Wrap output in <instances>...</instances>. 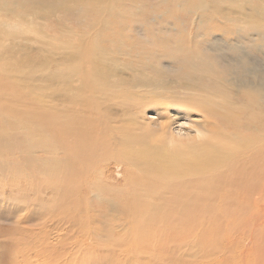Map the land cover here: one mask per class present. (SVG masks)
Segmentation results:
<instances>
[{
	"label": "bare ground",
	"instance_id": "6f19581e",
	"mask_svg": "<svg viewBox=\"0 0 264 264\" xmlns=\"http://www.w3.org/2000/svg\"><path fill=\"white\" fill-rule=\"evenodd\" d=\"M233 6L244 13L238 1ZM96 8L99 21L115 12ZM247 15L254 28L264 25L258 8ZM19 39L14 56L0 51V264H67L70 243L82 244L102 230L116 240V264H164L176 256L174 245L187 247L190 264H264V190L257 191L264 176L262 144L251 150V140L237 141L215 121L239 127L232 115L219 113L229 105L238 109L227 104L224 89L234 93L248 83L264 95L263 67L256 65L262 76L249 68L254 82L221 76L222 94L217 87L204 93L189 85L201 93L177 95L148 72L120 71L119 55L98 37L60 38L48 48L44 31ZM26 39L38 45L30 47ZM62 103L68 106L61 110ZM165 109L168 118L158 115ZM118 164L125 165L123 184L109 174V165ZM41 174L48 176L45 183ZM249 238L252 244L232 247ZM97 255L104 264L108 252ZM81 257L72 263L92 264Z\"/></svg>",
	"mask_w": 264,
	"mask_h": 264
},
{
	"label": "rangeland",
	"instance_id": "374dc122",
	"mask_svg": "<svg viewBox=\"0 0 264 264\" xmlns=\"http://www.w3.org/2000/svg\"><path fill=\"white\" fill-rule=\"evenodd\" d=\"M237 1L241 4L244 13H236L233 3ZM213 4L219 6L217 13L211 10ZM104 6L110 7L115 12L106 16V21H99L97 19L98 9L95 7ZM257 8L264 15V0H0V51L9 50L7 56H14L20 45L19 35L28 37L32 31H44L46 48L51 46V41L55 42V45L59 44L60 38L61 40L74 39L78 42L80 34L95 36L99 38L101 44L109 46L108 50L111 53L115 51L114 56L119 55L117 59L120 71L132 75L135 73L134 70L138 69L148 72L150 76L165 80L164 86L172 92L175 91L177 95H186L190 92L201 93L202 90L197 89L194 92L186 88L190 87L189 85L201 86L204 89L208 86L217 87L218 93L222 94V87L218 81L221 76L226 75L228 78L238 76L240 79H251L254 82L255 79L247 74L250 73L249 68H255L261 76L263 75V71L258 70L257 66L264 68V25L254 28L251 18L247 15ZM94 9L97 11L95 12ZM102 16L105 18L104 13ZM96 29H100L99 33L95 32ZM258 29L263 32L262 37L256 36ZM72 32L73 36H71ZM32 37L34 38L35 35ZM25 43L30 47L38 45L37 39L33 41L26 39ZM54 49L57 52L62 50ZM32 50L36 51L34 48ZM4 62H0V65ZM199 63L204 67L198 66ZM232 71H234L233 74ZM72 84L78 85L77 77L74 78ZM249 85L248 83L242 84L235 89L234 93L225 88L223 93V95L226 93L230 95L231 100L227 104L233 103L238 106V109L234 110L229 105L228 110L225 108L219 113L227 118L228 115H232L239 123V127L235 124L227 126L228 121L220 117L218 120L215 118V121H218L219 126L227 129L228 132L236 134L237 141H243V138L251 140V150L260 143L264 150V95ZM206 91L207 89L203 92L206 93ZM163 103L165 108L170 105L165 99ZM67 106L66 103L60 104L61 110ZM194 112L199 113L196 110ZM158 115L168 118L171 113L165 109ZM241 155L242 153L238 151L237 157ZM46 156L40 152V157L46 158ZM109 167V174L117 184L126 182L124 164L109 165ZM103 168L102 165L95 167L98 171ZM40 178L45 183L48 176L44 177L41 174ZM88 180L91 181L90 176H86L87 183ZM260 181L262 186L257 191L262 193L264 176L260 177ZM84 192L85 185L80 192V197L85 194ZM2 208L0 206V214L4 215ZM6 210L9 211L8 217L10 218L12 215L10 210ZM83 211L86 212L85 209ZM83 211L80 209L79 212ZM50 217L49 211L47 218L50 219ZM53 219L58 221L56 218ZM51 223L56 224V222ZM93 234L95 235H86L88 238L84 242L80 241L82 244L77 245L79 242H73L72 245L70 243L71 255L69 257L71 259L69 261L71 262L67 264H73L72 261L75 258L80 260L81 256L92 264H99L100 259L97 254L102 252H108L107 258L102 257L104 264L117 263V259L114 260V258H120V255L112 249L113 242L116 240H108L110 236L103 230L100 233L94 231ZM253 240L254 238H249L244 242L237 241L235 242L237 245L234 243L232 247L235 250L240 244L246 247L252 244ZM53 243L58 245L57 240ZM214 245L206 247L208 252L215 250ZM81 246L82 248H79ZM174 248H176V256L173 253L171 261L169 256L164 260L166 262L164 264H180L184 260L186 261L182 264L192 262L194 257L190 256L185 245H178V247L174 245ZM60 249H58L59 252H61ZM185 250L187 253L184 252ZM179 253H182L186 259L182 258ZM202 261L205 262L202 264H209L208 259Z\"/></svg>",
	"mask_w": 264,
	"mask_h": 264
}]
</instances>
